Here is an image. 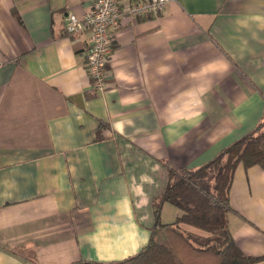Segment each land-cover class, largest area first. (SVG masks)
Returning a JSON list of instances; mask_svg holds the SVG:
<instances>
[{"label":"crops","instance_id":"0c3cea01","mask_svg":"<svg viewBox=\"0 0 264 264\" xmlns=\"http://www.w3.org/2000/svg\"><path fill=\"white\" fill-rule=\"evenodd\" d=\"M92 3L0 0V264L137 254L168 166L198 168L264 122V0H169L126 18L105 90L90 32L66 30ZM229 196L235 241L263 256L264 168L240 163Z\"/></svg>","mask_w":264,"mask_h":264},{"label":"trees","instance_id":"16d2710c","mask_svg":"<svg viewBox=\"0 0 264 264\" xmlns=\"http://www.w3.org/2000/svg\"><path fill=\"white\" fill-rule=\"evenodd\" d=\"M263 124L198 168L168 166L166 187L153 200L155 221L150 241L137 254L120 261L78 260L70 264H264V255L252 256L241 250L228 220L232 210L229 194L238 165L264 168ZM165 202L179 209L171 223L161 219Z\"/></svg>","mask_w":264,"mask_h":264},{"label":"built area","instance_id":"2783aa9c","mask_svg":"<svg viewBox=\"0 0 264 264\" xmlns=\"http://www.w3.org/2000/svg\"><path fill=\"white\" fill-rule=\"evenodd\" d=\"M169 0H93L91 8L82 16L66 14L69 34L89 31L91 44L87 50V69L96 90L109 86V67L113 43L118 29L126 18L136 20L146 15H159Z\"/></svg>","mask_w":264,"mask_h":264},{"label":"rangeland","instance_id":"374dc122","mask_svg":"<svg viewBox=\"0 0 264 264\" xmlns=\"http://www.w3.org/2000/svg\"><path fill=\"white\" fill-rule=\"evenodd\" d=\"M262 130L264 131V124L262 126ZM178 209L177 208H162L161 210V219L163 221H167L171 223L177 218Z\"/></svg>","mask_w":264,"mask_h":264}]
</instances>
